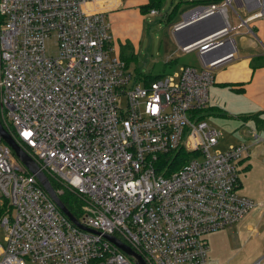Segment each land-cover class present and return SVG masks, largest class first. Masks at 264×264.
Wrapping results in <instances>:
<instances>
[{
	"label": "built area",
	"instance_id": "1",
	"mask_svg": "<svg viewBox=\"0 0 264 264\" xmlns=\"http://www.w3.org/2000/svg\"><path fill=\"white\" fill-rule=\"evenodd\" d=\"M114 1L0 0V122L61 185L59 199L66 189L80 200L83 227L0 140V264H136L106 236L145 264H204L205 236L255 207L238 193L248 148L212 153L221 134L202 115L214 72L236 56L228 9L245 11L244 26L264 17V0H220L185 13V22L218 15L223 29L179 47L196 54L199 69L182 66L143 87L115 55L100 8ZM180 151L188 159L165 175L160 158Z\"/></svg>",
	"mask_w": 264,
	"mask_h": 264
},
{
	"label": "crops",
	"instance_id": "2",
	"mask_svg": "<svg viewBox=\"0 0 264 264\" xmlns=\"http://www.w3.org/2000/svg\"><path fill=\"white\" fill-rule=\"evenodd\" d=\"M172 1L174 2V0ZM219 1L220 0H178L174 13L176 12L177 16H182V18L173 20L172 15L174 13H172L171 16H168V13H166L165 16L166 20H168V25L170 27L172 24L176 25L184 21L185 13L191 11L196 6L208 5L210 3H216ZM149 4L154 5V7L157 9L154 7L146 8ZM109 5L112 7L106 5L105 7L101 6L100 8H104L106 11V16L110 22L111 29L112 22L114 23L113 25H115L117 21L119 25H116L115 28L120 26V31L123 32V34H120L117 28L115 31L112 30L115 45V55L118 56L119 47L128 44V41H126L128 38L127 34L130 33V29L132 28L126 26L124 21L126 19L132 18L133 23L137 21L142 27L144 13L148 12L150 16H156L151 15L149 11L151 9L158 11V9L164 5V0H117ZM234 8H238L239 10V14L234 13V15L236 16V19L238 18L240 20V24L236 26L231 25L233 30L230 33V37L235 42L237 59L235 61L233 60L222 68H219L215 73L214 83L209 87L208 90V105L202 115V118L207 123V119L213 120L216 118L229 116V113H227V111L224 110L223 107L219 106L216 102L215 104H211V92L213 97H215V95H220L223 92H225L227 96H231V109H234V112H230V114L235 115L233 117L241 120L240 127L237 131L239 132L240 136L244 137L242 142L236 145H245L248 148L247 154L244 155L243 158L238 162V166H240V169L244 172L242 181L239 180L238 193H240V188H244L245 197L249 198L254 203V208L260 205L261 212L263 214L264 17L255 19L254 21L248 22L246 25L241 26L242 20L246 17V13L243 9H240L237 4L233 5V9ZM179 9H181L180 12H177ZM171 21H173V23H171ZM120 23H122V25H120ZM135 27L137 28L135 30L133 28L132 32L136 38L138 25ZM169 27L168 30L171 32V35L176 41L179 50L180 45ZM238 29H241V32H239L238 35L239 46L234 38L236 34L234 32H237ZM180 41L184 43L188 41V38H186V35L182 34L180 35ZM224 107L228 109L227 103L224 104Z\"/></svg>",
	"mask_w": 264,
	"mask_h": 264
},
{
	"label": "rangeland",
	"instance_id": "3",
	"mask_svg": "<svg viewBox=\"0 0 264 264\" xmlns=\"http://www.w3.org/2000/svg\"><path fill=\"white\" fill-rule=\"evenodd\" d=\"M178 0H164V5L160 7L157 11L156 16H150L148 12L144 13V19L142 22V27L139 22L133 23L132 18L126 19L124 21L125 25L130 29L128 33V41L126 50L123 52L124 58L126 61L127 69L133 76V83L144 86V81H147V76H166L174 71V73L179 72L181 66H193L197 69L200 68L199 60L195 53L184 54L178 50V45L174 40L171 32L168 30V20H166L165 14L168 13V16H171L174 13L175 7L177 6ZM211 4V3H210ZM181 9L177 10L180 12ZM233 10V11H232ZM228 18L232 26L240 24V20L236 19L234 13L239 14L238 8H229L228 9ZM173 20L182 18V16H177L175 12L172 15ZM133 25H132V24ZM173 23V21H171ZM112 30L115 31L117 28L120 34H123L120 31L119 23L116 21V24L113 25ZM136 24V25H135ZM122 25V23H120ZM136 38L134 37V30L137 28ZM177 25V24H176ZM175 24L170 25L169 29L173 31ZM240 28V27H239ZM241 30V29H240ZM239 29L237 30L234 38L236 43L239 46ZM46 48L49 52H53L52 40L47 43ZM237 55L235 56V60ZM234 60V61H235ZM170 64L165 65L169 62ZM214 72V78L215 73ZM149 82V81H147ZM212 91V90H211ZM211 104L215 102L224 108V110L229 113L227 117H221L216 119H207L209 126L214 127L217 131L220 132L221 138L219 139V144L212 148L211 152H220L225 153L231 146L239 144L243 140V136L239 135L237 131L240 127L241 120L235 115L230 114L234 112V109H231L232 99L231 96H227L225 92L220 95H215L213 97L211 92ZM227 103L228 109L224 107V104ZM120 104L123 108L126 107V97L120 101ZM187 154V153H186ZM188 159V155L180 156L179 159L171 160L167 168L163 171L165 175L170 174L173 170H177V167L180 166L183 162ZM174 163V164H173ZM244 172L238 166V177L242 181ZM56 184L57 188H60L61 185ZM66 190V189H64ZM239 194L244 195V188L239 189ZM2 194L0 192V207L3 203ZM74 208L77 209V205L73 204ZM264 213L261 212V206L258 205L256 208H253L244 219L236 223L231 227H226L214 232H211L205 236L206 243L208 244V253L207 258L204 264H255L259 260L264 259ZM5 237V232L0 224V241L3 242ZM264 264V260L262 261Z\"/></svg>",
	"mask_w": 264,
	"mask_h": 264
},
{
	"label": "water",
	"instance_id": "4",
	"mask_svg": "<svg viewBox=\"0 0 264 264\" xmlns=\"http://www.w3.org/2000/svg\"><path fill=\"white\" fill-rule=\"evenodd\" d=\"M223 29L222 19L220 16L215 15L213 17H203L201 19L185 22L182 21L176 27L173 28V35L177 39L180 46L193 44L204 37L213 34L219 30ZM186 35L188 41L181 42L180 35ZM0 140L3 141L8 147L11 148L15 156L19 161L26 167V169L35 176L42 188L47 192L49 197L54 201L57 207L67 216L75 225L80 228H83L76 218L66 209L61 200L55 195L54 190L44 175V173L39 169L38 165L31 160L23 151L15 144L10 135L7 133L2 123L0 122ZM106 238L115 244L120 250H122L127 255L136 259V264H145L140 256L135 254L131 249L126 245L121 243L119 240L115 239L112 236H106Z\"/></svg>",
	"mask_w": 264,
	"mask_h": 264
},
{
	"label": "trees",
	"instance_id": "5",
	"mask_svg": "<svg viewBox=\"0 0 264 264\" xmlns=\"http://www.w3.org/2000/svg\"><path fill=\"white\" fill-rule=\"evenodd\" d=\"M151 7H154V5H152V4H149L146 8H151ZM154 8H156V7H154ZM157 9V8H156ZM152 10V9H151ZM150 10V11H151ZM149 11V12H150ZM126 48H129L127 45H122V46H120L119 47V54H118V57H119V59L120 60H122L124 63H125V65H126V61H125V59L126 58H124V54H123V52L126 50ZM168 64H170V61L169 62H167V63H165V65H168ZM126 67H127V65H126ZM128 68V67H127ZM162 76H159V75H156V76H147V81H149V82H147V81H144V83L145 84H148V83H151V82H153V81H155V80H157V79H159V78H161ZM183 155H187L186 153H184L183 151H180V152H177V153H174V154H172V155H170V156H167V157H161L160 159H161V164H166L167 163V165H169V164H171L170 163V159L171 160H175V159H179V157L180 156H183ZM186 162V161H185ZM185 162H183L182 164H180V166H178L177 167V169L178 168H180L182 165H184V163ZM174 164V163H173ZM174 171V170H173ZM50 184H51V186H52V188H53V190L55 189V188H57L56 187V184L54 183V182H52V181H50ZM60 200H61V202L63 203V205L66 207V209L75 217V218H79V214H78V209H79V207H80V205H81V202H80V200L75 196V194H73V193H71V192H69L68 190H64V193H63V195L62 196H60ZM73 204H76L77 205V209H75L74 208V206H73ZM1 212H2V210H0V216H1Z\"/></svg>",
	"mask_w": 264,
	"mask_h": 264
}]
</instances>
